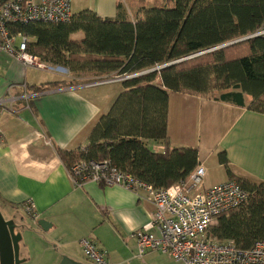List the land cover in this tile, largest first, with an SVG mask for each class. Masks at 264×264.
Instances as JSON below:
<instances>
[{"label": "crops", "instance_id": "1", "mask_svg": "<svg viewBox=\"0 0 264 264\" xmlns=\"http://www.w3.org/2000/svg\"><path fill=\"white\" fill-rule=\"evenodd\" d=\"M71 1L103 19L117 14L118 0ZM82 38L80 32L70 36L76 42ZM66 70L55 74L25 68L0 53V212L18 226L20 264H58L62 256L88 264L81 239L104 251L107 264H178L158 251L137 257L134 234L154 212L150 201L117 186L76 184L59 159L57 149L85 148L93 125L124 91L122 83L86 86L114 73ZM38 87L43 89L34 93ZM250 101L245 98L239 107L208 94L169 92L168 149L197 150L198 165L206 172L203 188L228 181L219 153L234 176L264 183V114L249 110ZM144 144L153 153L165 147L160 141ZM210 163L222 170V178L210 181ZM26 202L36 220L25 212ZM39 220L47 222L45 230Z\"/></svg>", "mask_w": 264, "mask_h": 264}, {"label": "trees", "instance_id": "2", "mask_svg": "<svg viewBox=\"0 0 264 264\" xmlns=\"http://www.w3.org/2000/svg\"><path fill=\"white\" fill-rule=\"evenodd\" d=\"M145 2L137 3L144 9ZM116 8L114 19L83 10L67 23L14 24L10 32L28 39V53L73 73L123 77L170 64L122 81L124 91L93 125L84 150L57 149L68 170L80 160H107L145 183L168 188L198 166L195 148L168 149L169 92L217 91V99L239 107L250 97L248 109L264 114V37L230 44L263 27L264 0H161L134 21L120 14L119 3ZM79 32L82 40L72 41ZM144 140L160 141L165 151L151 152ZM218 162L248 199L221 214L210 233L249 249L264 240V183L234 176L224 153Z\"/></svg>", "mask_w": 264, "mask_h": 264}, {"label": "built area", "instance_id": "3", "mask_svg": "<svg viewBox=\"0 0 264 264\" xmlns=\"http://www.w3.org/2000/svg\"><path fill=\"white\" fill-rule=\"evenodd\" d=\"M72 15L71 0H0V53L22 63L25 68L43 72L58 69L66 74V69L46 64L28 53V39L12 34L10 26L32 22L67 23ZM256 36L264 37V25L249 38ZM147 71L103 78L86 86L122 82ZM160 150L163 153L165 147L161 146ZM68 171L76 184L94 182L104 187H121L137 196L142 195L153 204L150 220L134 234L139 258L146 252L158 251L178 264H264V240L253 242L249 249H240L232 241H220L210 233L221 214L247 202V192L235 181L203 188L206 172L201 165L168 188L145 183L107 160H80ZM24 209L32 220L37 219L31 203L26 202ZM79 245L88 264H107L105 252L93 241L81 239Z\"/></svg>", "mask_w": 264, "mask_h": 264}, {"label": "water", "instance_id": "4", "mask_svg": "<svg viewBox=\"0 0 264 264\" xmlns=\"http://www.w3.org/2000/svg\"><path fill=\"white\" fill-rule=\"evenodd\" d=\"M248 38L237 40V41L231 42L230 44L239 42V41H242ZM227 45L229 44H226L221 47H225ZM168 65L170 64L163 65L156 69L154 68V69L148 70L146 73L157 71ZM37 225L40 226L43 230H45L48 224L45 220H39L37 221ZM17 227L18 226L15 224L13 220H5L0 212V264H20L21 263V260L19 258V249H20L19 243L21 242V234L19 232H16ZM58 264H83V263L72 260L66 256H62Z\"/></svg>", "mask_w": 264, "mask_h": 264}, {"label": "rangeland", "instance_id": "5", "mask_svg": "<svg viewBox=\"0 0 264 264\" xmlns=\"http://www.w3.org/2000/svg\"><path fill=\"white\" fill-rule=\"evenodd\" d=\"M160 1L161 0H146V2L144 4V9H142V7H140L137 3L138 0H118V3L120 4L119 12L125 19H127L129 21H134L135 19L142 18L143 10H147V9L155 6L156 4L160 3ZM79 9L80 8H78L75 5V3L73 1H71V12L76 13V12L80 11ZM51 73L59 74L56 72H51ZM37 74H39L41 78L44 77V74H42L41 72H38ZM156 82L157 81L155 80V83ZM117 83H121V82H117ZM208 95L217 98V97H219L220 92L216 91V93H212V94L209 93ZM208 167L210 168V173H209L210 181H216L219 178H222V176H223L222 170L215 168L214 163H210V165H208Z\"/></svg>", "mask_w": 264, "mask_h": 264}, {"label": "bare ground", "instance_id": "6", "mask_svg": "<svg viewBox=\"0 0 264 264\" xmlns=\"http://www.w3.org/2000/svg\"><path fill=\"white\" fill-rule=\"evenodd\" d=\"M58 68H61V67L58 66ZM56 72H57V73H64V70H58V69H57Z\"/></svg>", "mask_w": 264, "mask_h": 264}]
</instances>
